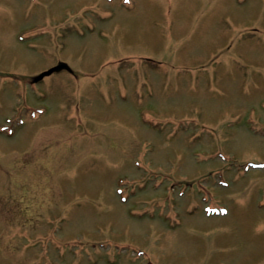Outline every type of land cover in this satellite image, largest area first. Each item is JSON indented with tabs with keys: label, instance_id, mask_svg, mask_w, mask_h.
Instances as JSON below:
<instances>
[{
	"label": "rangeland",
	"instance_id": "rangeland-1",
	"mask_svg": "<svg viewBox=\"0 0 264 264\" xmlns=\"http://www.w3.org/2000/svg\"><path fill=\"white\" fill-rule=\"evenodd\" d=\"M0 264H264V0H0Z\"/></svg>",
	"mask_w": 264,
	"mask_h": 264
},
{
	"label": "water",
	"instance_id": "water-1",
	"mask_svg": "<svg viewBox=\"0 0 264 264\" xmlns=\"http://www.w3.org/2000/svg\"><path fill=\"white\" fill-rule=\"evenodd\" d=\"M59 68H60V65L57 66V67H55V68L50 69V70L47 71V72H44L43 74L40 75V77L43 76L44 74H49V73H51L54 69H59Z\"/></svg>",
	"mask_w": 264,
	"mask_h": 264
}]
</instances>
